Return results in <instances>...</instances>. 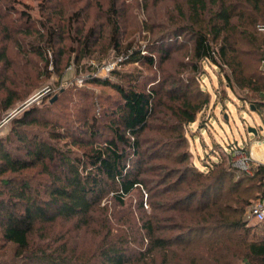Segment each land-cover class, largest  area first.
Here are the masks:
<instances>
[{"label":"trees","instance_id":"trees-1","mask_svg":"<svg viewBox=\"0 0 264 264\" xmlns=\"http://www.w3.org/2000/svg\"><path fill=\"white\" fill-rule=\"evenodd\" d=\"M141 1L146 6L147 0ZM173 6L175 14L170 12L158 25L146 23L143 27L152 36L156 32L147 49H134L133 41L122 44L121 15L114 0L105 35L98 37L84 23L73 32L71 26L80 23V17L71 19L61 12H50L42 30L22 31L30 37L29 51L46 66L50 51L57 66L65 53L63 46H57L66 40L77 45L76 61L93 55L96 40H103L107 46L98 54L107 55L110 49L120 53L121 66L140 63L152 67L154 53H161L163 61L169 59L171 48L184 50L187 62L182 66L193 75L172 82L179 83L172 99L180 103L171 107V116L178 125L171 129L175 134L168 142L161 135L148 140L144 137L151 130L150 121L156 119L154 99L166 81L141 90L136 83L141 75L137 73L112 70L116 81L87 77L86 83L107 87L119 97L104 123L86 116L76 132L50 124L41 116L46 109L36 107L12 118L11 135L0 139V239L2 248L12 249L9 262L264 264V219L253 228L246 218L251 200L264 199L263 165L249 174L221 161L204 165L205 171L189 164L171 171L161 167L152 171L149 168L153 166H147L145 161L148 142L156 146L174 142L173 148L185 142V125L193 123L207 103V99L194 103L195 93L189 89L204 62L226 68L227 86L244 92L253 108L264 107V74L260 69L264 35L257 29L264 26V0H181ZM5 58V51H1L0 62ZM16 99L8 95L4 110H10ZM39 124L47 128L44 137L33 132V126ZM162 151L157 147L153 155ZM252 152L264 161L262 145H254ZM188 157L183 151L173 161L181 164ZM145 173L151 176L147 180ZM139 188L156 212L146 215L142 211V223H122V228L114 232L109 223H95L104 232H100L97 245L85 257L66 243L56 247L35 243L36 231L44 234L43 229L56 220H75V227L88 228L90 214L106 195L111 194V199L123 206L125 198ZM162 208L171 212L167 225L160 223ZM256 228L262 232L261 237H256Z\"/></svg>","mask_w":264,"mask_h":264},{"label":"rangeland","instance_id":"rangeland-1","mask_svg":"<svg viewBox=\"0 0 264 264\" xmlns=\"http://www.w3.org/2000/svg\"><path fill=\"white\" fill-rule=\"evenodd\" d=\"M114 1L121 15L122 44L133 41L134 49H147L156 32L154 31L153 36L145 32L143 30L145 24L158 25L170 12L175 14L173 5L181 0H147L146 6L141 0ZM111 4L112 0H0V52L5 51L6 55L5 60L0 62V139L11 135L12 118L20 117L25 110L32 107L46 109L42 110L45 112L41 116L48 119L50 124L71 130L73 128L76 132L82 128V121L86 116L97 117L101 123L107 120L105 115H109L115 108L119 97L107 87L86 83V79L91 76L116 81L112 72H103L101 67L115 61L121 54L112 49L108 50L107 55L98 54V51L105 49L107 44L103 40L98 42L96 40L92 47L95 53L76 61L77 52L74 50L77 45L74 41L66 40L57 46H63L65 52L60 56L57 66L53 63L51 51L47 54L50 63L46 66L29 51L27 41L30 37L22 31L42 30V25L47 24L46 18L50 12H61L66 16L70 15L71 19L80 17L81 22L71 26L73 32L84 23L85 28L93 29L99 37L106 34V19ZM260 33L264 35V32ZM153 55L155 62L152 67L140 63L121 66L118 63L113 70L141 75L136 83L138 88L145 91L153 83L157 86L166 81L154 99L156 119L150 121L151 130L146 131L144 137L147 136L148 140L161 135L164 141L168 142L175 134L171 129L178 125L171 116V107H177L180 103L172 99L177 95L176 87H179V83L172 82L186 80L193 74L182 66L183 62H187L184 50L171 48L169 59L163 61L161 53ZM263 61L260 69L264 74ZM226 73L228 74V71L224 67L219 68L205 62L200 66L189 89L195 93L194 103H203L205 99L207 103L196 115V120L185 125L183 132L185 142L181 144L175 142L178 148H173L174 142L166 143L164 146L162 144L156 146L152 141L146 144L149 151L145 161L147 166H153L149 169L158 171L157 168L161 167L163 171H168L189 164L205 171L204 165L221 161L228 163L237 171H242L241 168L246 163L245 158L250 159L248 161L252 169L258 165L264 166V161L252 152L254 145H262L264 142V107L253 108L251 99L244 92L236 87L230 89L224 77ZM183 89L185 88H182V91ZM10 94L17 99L13 107L5 111V100ZM54 98L55 102L50 104ZM46 129L41 124L33 126V132L43 137ZM249 129H255L256 135ZM157 147L163 151L159 155H153ZM233 150L236 151V156ZM183 151L188 153L189 157L184 163L176 164L173 159ZM143 177L147 180L151 176L145 173ZM141 195L144 204L142 210ZM145 197L144 190L139 188L125 198V205L119 206L111 199V194H108L98 209L90 214L88 228L75 227L73 224L76 223L75 220H56L43 229L44 234L36 231L35 243L44 247L45 245L56 247L66 243L69 249L75 248L83 256L94 250L101 237L100 232H104L100 224L98 226L95 223H109L111 231L114 232L122 228V223H142L139 221L142 211L146 215L156 212L152 211L150 200L147 199L146 202ZM256 203V199L251 200L246 209V218L253 228L258 227L257 221L251 217L249 211ZM162 209L159 214V217H162L160 223L167 225L170 223L167 217L171 212ZM256 231V237H261L260 229L256 228ZM1 245L0 239V264H22L9 262L12 249L10 246L2 248ZM127 245L134 246L132 243ZM7 261L9 263H5Z\"/></svg>","mask_w":264,"mask_h":264},{"label":"built area","instance_id":"built-area-1","mask_svg":"<svg viewBox=\"0 0 264 264\" xmlns=\"http://www.w3.org/2000/svg\"><path fill=\"white\" fill-rule=\"evenodd\" d=\"M257 29H258L259 32H264V26H258ZM121 60H122V56H119V57L116 58L115 61H111V62H108V63H106L105 65H103V66L101 67V70H102L103 72H107V73H109V72H111V71L115 68V66H116ZM263 63H264V61H263ZM263 66H264V65H263ZM263 68H264V67H263ZM47 92H48V90H46L45 93H47ZM262 146H264V142L262 143ZM239 154H240V153H239ZM235 156H236V153H235ZM245 160H246V163H244V165H243V167L241 168V170L249 174L250 171H251V169H252L251 166L249 165V161H248V160H250V159H249V158H248V159L245 158ZM249 213H250L251 217H252L255 221H257V222L262 221V220L264 219V199H263L262 201L258 200L257 203H256L254 206L251 207Z\"/></svg>","mask_w":264,"mask_h":264},{"label":"water","instance_id":"water-1","mask_svg":"<svg viewBox=\"0 0 264 264\" xmlns=\"http://www.w3.org/2000/svg\"><path fill=\"white\" fill-rule=\"evenodd\" d=\"M53 100H55V98L52 99L51 102H52ZM249 131L252 132L253 135H256V131H255V129H249Z\"/></svg>","mask_w":264,"mask_h":264},{"label":"crops","instance_id":"crops-1","mask_svg":"<svg viewBox=\"0 0 264 264\" xmlns=\"http://www.w3.org/2000/svg\"><path fill=\"white\" fill-rule=\"evenodd\" d=\"M264 147V146H263Z\"/></svg>","mask_w":264,"mask_h":264}]
</instances>
